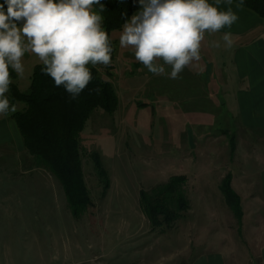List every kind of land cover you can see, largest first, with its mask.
Segmentation results:
<instances>
[{"label": "rangeland", "instance_id": "obj_1", "mask_svg": "<svg viewBox=\"0 0 264 264\" xmlns=\"http://www.w3.org/2000/svg\"><path fill=\"white\" fill-rule=\"evenodd\" d=\"M121 33L109 36L114 67L110 82L118 105L111 114L95 110L80 133L93 206L74 216L60 183L36 166L18 131L10 143L14 149L0 153V264H199L195 260L215 257L226 247L233 251L225 264L250 256L245 233L252 225L264 227V205L242 196L234 210L221 183L230 174L239 193L260 196L264 133L244 132L234 105L220 103L224 92L212 93L217 100L208 102V92L167 90L177 80H187L190 71L204 78L200 72L211 70L203 56L221 55L229 69L231 50L221 51L204 37L197 65L191 63L171 79V66L162 59L155 63L165 72L155 75L135 59L133 48H122ZM41 63L35 54L25 53L23 76L14 71L21 92L28 91L34 67ZM87 67L99 73L108 68ZM94 153L104 176L95 167ZM173 176L186 179L189 208L153 226L140 194L151 196Z\"/></svg>", "mask_w": 264, "mask_h": 264}, {"label": "clouds", "instance_id": "obj_2", "mask_svg": "<svg viewBox=\"0 0 264 264\" xmlns=\"http://www.w3.org/2000/svg\"><path fill=\"white\" fill-rule=\"evenodd\" d=\"M139 3L141 10L123 26L120 46L133 48L135 59L155 75L165 72L155 63L162 59L171 66V79L201 59L205 32H218L238 20L231 9L220 11L208 0ZM95 4L100 0H4L0 4V115L17 110L6 95L12 83L9 69L23 76L25 53L35 54L44 65L42 72L57 87L63 85L73 99L92 80L88 64L111 63L113 49L102 28L103 17L93 10ZM237 7H242V0ZM223 39L231 47V34L225 33Z\"/></svg>", "mask_w": 264, "mask_h": 264}, {"label": "trees", "instance_id": "obj_3", "mask_svg": "<svg viewBox=\"0 0 264 264\" xmlns=\"http://www.w3.org/2000/svg\"><path fill=\"white\" fill-rule=\"evenodd\" d=\"M232 2L241 4V0ZM0 4H4V0H0ZM242 7L264 19V0H242ZM140 9L139 0H100V4L93 5V10L103 17L102 28L108 36L121 30ZM110 46L113 49L111 41ZM43 67L42 63L34 67L26 92L18 89L16 74L9 69L12 83L6 95L10 105H15L17 110L8 115L18 127L27 154L37 167L47 169L60 183L72 214L82 215L93 202L84 178L80 133L95 110L113 113L118 98L111 82L103 79L94 67H88L92 80L75 99L63 85L57 87L53 79L42 72ZM93 162L99 174L106 175L97 153L93 155ZM185 180L173 176L153 189L151 196L141 192L142 210L153 226L172 221L189 208L183 188ZM230 182L231 175L227 174L221 183V191L236 210L239 196Z\"/></svg>", "mask_w": 264, "mask_h": 264}, {"label": "crops", "instance_id": "obj_4", "mask_svg": "<svg viewBox=\"0 0 264 264\" xmlns=\"http://www.w3.org/2000/svg\"><path fill=\"white\" fill-rule=\"evenodd\" d=\"M208 2L218 7L220 11L231 9L238 16V20L231 27L226 26L215 33L205 32L204 35V37H207V43H211L214 46L216 43H219L221 51L231 50L230 67L228 69L221 55L213 59H207L203 56L211 70L210 72H200V75L203 74L204 78H197L198 72L190 71L187 73V80H177V83H174V80V84H170L167 90L176 92H208L210 93L209 96H206L208 102L217 100L212 93L224 92L226 95L224 98H220L219 101L222 104L230 102L231 105H234L236 115L239 118V125L244 132L261 131L264 133V19L245 7H237L238 4L233 2L231 4L226 0H220L219 4H217V0H208ZM121 30L120 32H122ZM225 33L231 34V47L227 46L223 39ZM200 55L202 54L200 53ZM213 61L218 62H216L217 64L215 65L217 67H214V70H212L214 66ZM194 63L196 61L192 62L191 67L197 65V63ZM128 65L130 64L128 63ZM107 67L105 73L100 72L99 74L103 79L110 82L111 78H113L114 67L111 64L107 65ZM97 70L99 71V69ZM18 131L15 121L8 114L0 115L1 154L14 149L13 146H10V143H13V138L16 139ZM20 146L19 143L18 150L23 151V147L21 148ZM261 173L263 179L258 176L261 186L259 197L246 193V190L239 193L235 190V187L238 189L240 187L233 176H231V187L240 200L242 196L250 200L257 198L258 203L264 205V168L261 170ZM245 235L244 242L251 247L250 256L248 254L245 257L242 256L245 263L235 257L234 263L264 264V227H259L258 224L256 226L252 225ZM232 251L233 249L226 247L222 253L215 254L216 256L213 255L215 257L209 256L208 259L203 258L195 261L199 264H225V257H231Z\"/></svg>", "mask_w": 264, "mask_h": 264}]
</instances>
